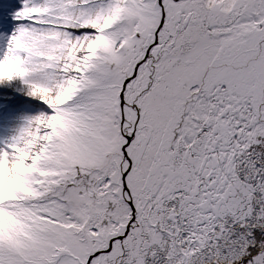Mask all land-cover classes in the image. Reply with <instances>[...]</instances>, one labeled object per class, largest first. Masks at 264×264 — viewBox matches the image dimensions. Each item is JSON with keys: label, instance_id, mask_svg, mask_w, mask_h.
Returning a JSON list of instances; mask_svg holds the SVG:
<instances>
[{"label": "snow or ice", "instance_id": "6c2138e0", "mask_svg": "<svg viewBox=\"0 0 264 264\" xmlns=\"http://www.w3.org/2000/svg\"><path fill=\"white\" fill-rule=\"evenodd\" d=\"M17 81L0 264H264V0H0Z\"/></svg>", "mask_w": 264, "mask_h": 264}, {"label": "rangeland", "instance_id": "374dc122", "mask_svg": "<svg viewBox=\"0 0 264 264\" xmlns=\"http://www.w3.org/2000/svg\"><path fill=\"white\" fill-rule=\"evenodd\" d=\"M14 95H5L4 100H13L11 105L4 104L3 115L0 117V141L15 134V131L23 126L28 117H34L41 113H49L50 109L39 99H33L26 95L27 89L19 81L10 89Z\"/></svg>", "mask_w": 264, "mask_h": 264}]
</instances>
